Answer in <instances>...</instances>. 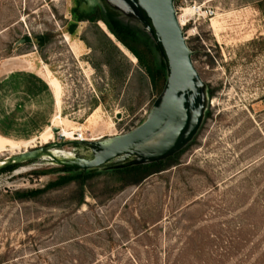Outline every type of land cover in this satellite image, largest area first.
<instances>
[{
  "label": "rangeland",
  "instance_id": "1",
  "mask_svg": "<svg viewBox=\"0 0 264 264\" xmlns=\"http://www.w3.org/2000/svg\"><path fill=\"white\" fill-rule=\"evenodd\" d=\"M76 2L0 0V81L37 74L55 104L52 139L0 134L1 161L74 140L53 132L57 124L91 140L125 133L164 86L142 80L136 58L102 20L95 22L98 29L78 21L70 34ZM174 4L182 7L179 14L194 6L213 11L194 12L182 28L210 93L192 141L137 184L130 178L123 185L108 170L87 178L80 203L74 181L46 188L63 174L46 160L0 173V264H264V0ZM42 34L49 40L39 46ZM74 147L90 154L74 144L59 149ZM31 189L43 191L32 196Z\"/></svg>",
  "mask_w": 264,
  "mask_h": 264
},
{
  "label": "water",
  "instance_id": "2",
  "mask_svg": "<svg viewBox=\"0 0 264 264\" xmlns=\"http://www.w3.org/2000/svg\"><path fill=\"white\" fill-rule=\"evenodd\" d=\"M94 3L99 0H93ZM124 18L148 32L165 62V83L147 115L133 129L96 140L57 141L7 156L0 169L34 159L77 170H108L128 165L165 160L183 149L196 135L205 116L209 93L192 61V50L179 23L175 0H104ZM52 131L58 133L57 127ZM68 144L85 146L90 154L80 155L77 147L52 153ZM44 155H48L46 158Z\"/></svg>",
  "mask_w": 264,
  "mask_h": 264
},
{
  "label": "trees",
  "instance_id": "3",
  "mask_svg": "<svg viewBox=\"0 0 264 264\" xmlns=\"http://www.w3.org/2000/svg\"><path fill=\"white\" fill-rule=\"evenodd\" d=\"M83 20L89 21L91 24L95 25L96 28L95 22L102 20L108 32L136 58L138 66L142 71V80L145 81V79L148 78L152 87H156L159 81L164 85L166 77L165 62L159 53V48L149 33L144 31L137 23L125 19L119 12L109 7L104 0H99V2L91 5H88L87 0H77L73 13V22L70 27H68L67 31L73 34L77 22ZM103 36L107 42L115 47L113 41L107 35L103 33ZM26 40H29V38L26 37ZM48 40L49 37L47 34L37 36V43L39 46H43ZM173 157L174 155L165 160L128 165L122 168L108 169V171L116 175L117 179L121 181L123 185L130 184V182L137 184L154 172L165 169L168 165L167 162L173 159ZM19 165L20 164H11L5 166L0 169V173L11 171ZM59 168L61 170L60 172H63V174L58 175L55 181L47 183L46 188L52 185L74 181L78 185L80 194L79 203L83 200L85 180L104 171L99 169L77 170L68 166H60ZM32 173L36 175L39 174L36 171H32ZM130 178L132 179L129 182L128 179ZM42 191L43 189H31L26 192L33 196ZM16 193L18 194V192Z\"/></svg>",
  "mask_w": 264,
  "mask_h": 264
},
{
  "label": "crops",
  "instance_id": "4",
  "mask_svg": "<svg viewBox=\"0 0 264 264\" xmlns=\"http://www.w3.org/2000/svg\"><path fill=\"white\" fill-rule=\"evenodd\" d=\"M15 74L0 81V134L18 139L37 137L54 115L52 90L37 74L24 75L22 82H17ZM53 82L60 102L61 85L57 79Z\"/></svg>",
  "mask_w": 264,
  "mask_h": 264
},
{
  "label": "bare ground",
  "instance_id": "5",
  "mask_svg": "<svg viewBox=\"0 0 264 264\" xmlns=\"http://www.w3.org/2000/svg\"><path fill=\"white\" fill-rule=\"evenodd\" d=\"M196 10H198L197 12L198 13H200V14H204V11H202V8L201 9H196V7H185L182 11H183V13L182 14H179L178 15V20H179V23H180V25H186V22H187V20H188V18L191 16H193L194 15V12L196 11ZM212 27H213V29L217 32V29H218V24L216 23V20L214 19L213 20V22H212ZM62 119V116L60 115V116H56V117H53V120L54 121H56V119ZM60 121H58V123H59ZM57 126H58V129H60L61 130V132H62V134L64 135V136H67V137H69V138H74V133H73V131L71 132L70 130H67V129H63V128H61L60 126H59V124H57ZM48 130H49V128H48V126L47 127H45L42 131H40V134H41V136H42V138H43V141L44 142H49L51 139H52V137H51V135L50 136H48ZM34 138H36L35 136H32V139H34ZM96 139H98V138H93L92 140H96ZM52 150V153L56 156V157H58V158H60V159H62L63 158V154L61 153V151H60V149H57V148H52L51 149ZM63 151V150H62ZM64 153H66V152H64ZM44 157H46V158H48L49 156L48 155H44ZM5 158H7V157H5ZM0 162H1V160H0ZM50 164V163H49Z\"/></svg>",
  "mask_w": 264,
  "mask_h": 264
},
{
  "label": "built area",
  "instance_id": "6",
  "mask_svg": "<svg viewBox=\"0 0 264 264\" xmlns=\"http://www.w3.org/2000/svg\"><path fill=\"white\" fill-rule=\"evenodd\" d=\"M181 8L182 7H177L176 8L177 17L179 15L180 11H181ZM196 9H201V6H197ZM195 12L197 13V10ZM204 13L211 15L213 13V11L208 9V10L204 11ZM183 26L184 25H181L182 28H183ZM60 138H61V136H60ZM74 140H91V139L83 138L81 132H79V133L76 132V133H74Z\"/></svg>",
  "mask_w": 264,
  "mask_h": 264
}]
</instances>
